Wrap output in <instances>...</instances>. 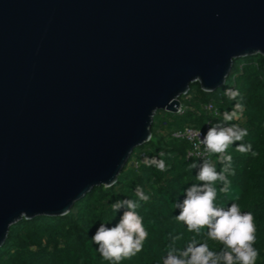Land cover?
Wrapping results in <instances>:
<instances>
[{
    "label": "water",
    "instance_id": "95a60500",
    "mask_svg": "<svg viewBox=\"0 0 264 264\" xmlns=\"http://www.w3.org/2000/svg\"><path fill=\"white\" fill-rule=\"evenodd\" d=\"M264 56V0H0V248L111 187L158 111Z\"/></svg>",
    "mask_w": 264,
    "mask_h": 264
},
{
    "label": "trees",
    "instance_id": "16d2710c",
    "mask_svg": "<svg viewBox=\"0 0 264 264\" xmlns=\"http://www.w3.org/2000/svg\"><path fill=\"white\" fill-rule=\"evenodd\" d=\"M238 90L240 97L232 100L225 95L226 89ZM242 98V99H241ZM244 105L239 119L229 124L246 128L248 135L242 141L229 145L225 154L232 156L235 175L229 176L231 191H218L215 204L230 207L236 203L241 212H251L256 226V241L253 247L258 256L255 264H264V56L255 55L235 61L225 84L209 94L200 84L190 86L189 93L181 99L183 113L158 111L151 128L150 141L137 147L129 162L111 187L93 188L75 203L64 216H36L23 219L10 228L5 244L0 248V264H163L173 237L179 236L174 246L183 249L193 239L198 244L207 243L209 250L221 251L225 246L207 236V228L200 233L190 232L187 226L176 220L180 209L174 205L185 198V190L196 179L198 169L189 166L202 163L188 157L191 144L177 139L174 133L187 127L205 128L223 123V113L232 111L237 102ZM209 106L212 110H209ZM251 144V152L236 151V144ZM160 153H164L163 156ZM219 154L208 160L219 172L222 165ZM145 157L162 159L166 170L144 163ZM139 186L148 201H139L138 214L148 232L143 249L135 256L121 261L103 258L92 236L101 223L114 227L123 215V209L114 212L111 205L118 200H138L135 189ZM220 183L216 187L219 189ZM238 197V199H237Z\"/></svg>",
    "mask_w": 264,
    "mask_h": 264
},
{
    "label": "clouds",
    "instance_id": "9594fccd",
    "mask_svg": "<svg viewBox=\"0 0 264 264\" xmlns=\"http://www.w3.org/2000/svg\"><path fill=\"white\" fill-rule=\"evenodd\" d=\"M225 95L232 100L240 97L239 91L231 88L225 90ZM243 111L244 105L238 101L232 111L223 113V123L209 127L207 133L200 138V143L205 146L207 152L219 154L221 170L218 172L206 158L199 164L193 162L189 167L198 169L196 179L203 183H193L185 190L184 200L174 205L180 209L176 220L183 222L190 232L199 234L201 229L207 228V236L225 247L219 252H214L209 250L207 243L198 244L193 239L183 249H177L174 243L180 237L176 236L173 237V246L169 248L163 264H255L258 252L253 247L256 241L253 214L242 213L236 203H232L230 207L217 206L214 203L218 191L224 194L231 191V181L228 177L235 175V169L232 156L225 153L229 145L242 141L248 131L228 122L239 119L238 114ZM236 151L251 152L254 157L258 155L252 151L250 143L236 144ZM160 155L163 156L164 153ZM144 163L161 171L166 170L164 161L156 157H145ZM217 182L221 185L219 189L216 187ZM135 195L138 200L123 199L113 203L111 207L114 212L124 210L119 222L111 228L101 223L92 236V241L98 245L97 250L107 260L119 262L135 256L143 249L148 232L136 210L139 201L146 202L149 196L139 186L135 189Z\"/></svg>",
    "mask_w": 264,
    "mask_h": 264
},
{
    "label": "built area",
    "instance_id": "2783aa9c",
    "mask_svg": "<svg viewBox=\"0 0 264 264\" xmlns=\"http://www.w3.org/2000/svg\"><path fill=\"white\" fill-rule=\"evenodd\" d=\"M209 110H212L211 106H209ZM178 113H183L182 105ZM209 127H211V123H207L203 129L187 127L182 131H177L174 133L175 138L187 140L191 144L188 157H194L199 160H203L204 158L208 159L211 155L215 154L207 152L205 146L200 143V138H202L203 135L207 133Z\"/></svg>",
    "mask_w": 264,
    "mask_h": 264
}]
</instances>
